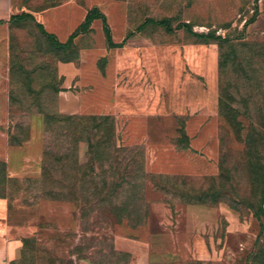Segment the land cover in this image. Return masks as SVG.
<instances>
[{
  "label": "rangeland",
  "instance_id": "1",
  "mask_svg": "<svg viewBox=\"0 0 264 264\" xmlns=\"http://www.w3.org/2000/svg\"><path fill=\"white\" fill-rule=\"evenodd\" d=\"M10 1L30 16L0 25L19 264H264V0ZM90 11L69 49L39 28L66 43Z\"/></svg>",
  "mask_w": 264,
  "mask_h": 264
},
{
  "label": "crops",
  "instance_id": "2",
  "mask_svg": "<svg viewBox=\"0 0 264 264\" xmlns=\"http://www.w3.org/2000/svg\"><path fill=\"white\" fill-rule=\"evenodd\" d=\"M10 8V0H0V25L4 22L10 21L12 17ZM1 124L2 123H0V125ZM17 152L18 151L16 149H10L7 153L6 163L9 167V173L11 176L15 177L26 176L31 173L32 170L29 171L28 165L26 164L21 169L18 167L16 162L18 156ZM23 160L26 162L27 157L25 156ZM23 239V236L18 234L15 229L8 227L3 229L0 228V264H19L22 261L24 255Z\"/></svg>",
  "mask_w": 264,
  "mask_h": 264
},
{
  "label": "trees",
  "instance_id": "3",
  "mask_svg": "<svg viewBox=\"0 0 264 264\" xmlns=\"http://www.w3.org/2000/svg\"><path fill=\"white\" fill-rule=\"evenodd\" d=\"M30 17L29 15H22V16H17V17H13L11 18V20H24L25 18ZM99 18V14L96 11H90L87 15L86 18L83 22V24L80 25V27L69 37L68 41L66 43H61L58 40H56L55 36L48 34L44 31V28L39 25L40 30H42V32L50 39L52 40L53 44L55 45V47L57 49L60 50H66L69 49L74 41V39L80 34V33H84L86 32L92 25V23ZM103 19V26H104V31L106 33V40H107V45L109 48H116V47H123L125 42H122L121 44H116L113 41V37H112V33L110 31V28L107 24V21L104 17H102ZM149 25H158V26H165L168 30H171L170 28V24L169 21L166 20H152V19H148L146 20L141 26L140 29H144L145 27L149 26ZM178 28H184L186 29L188 32H191V28L189 25L187 24H180L178 25ZM196 37L198 38H213V37H208V36H199L196 35ZM56 191L50 190L48 193L45 194V198L47 199H54V200H65L67 197L62 196V195H56ZM264 202V199H263ZM121 224V223H120ZM129 224V223H128ZM144 223L132 226L130 225L132 228H136L139 226H142ZM24 245H26V243L24 242ZM25 252H26V247L24 246V255L23 257H25Z\"/></svg>",
  "mask_w": 264,
  "mask_h": 264
}]
</instances>
